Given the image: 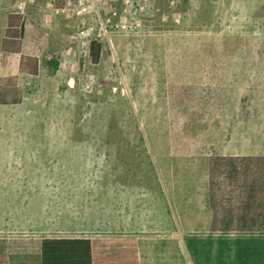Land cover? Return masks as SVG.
Instances as JSON below:
<instances>
[{"label": "rangeland", "instance_id": "obj_1", "mask_svg": "<svg viewBox=\"0 0 264 264\" xmlns=\"http://www.w3.org/2000/svg\"><path fill=\"white\" fill-rule=\"evenodd\" d=\"M9 14L25 20L18 52ZM0 32V78L24 91L0 106L9 264L51 237L135 239L141 264H197L188 241L221 235L212 205L242 193L221 158L264 157V0H0Z\"/></svg>", "mask_w": 264, "mask_h": 264}, {"label": "trees", "instance_id": "obj_2", "mask_svg": "<svg viewBox=\"0 0 264 264\" xmlns=\"http://www.w3.org/2000/svg\"><path fill=\"white\" fill-rule=\"evenodd\" d=\"M25 35V20L21 14H9L6 40L17 46ZM1 38V32H0ZM103 44L90 43L92 61L101 60ZM36 65V64H35ZM37 65L35 66V72ZM264 82V79H263ZM264 85V83H263ZM24 101L19 77L0 78V106H18ZM225 174L233 182H241L242 193L236 204L217 209L212 205L214 221L211 231L218 237L192 238L188 248L197 264H264V157L221 158ZM260 170L257 169V163ZM213 163V169H215ZM214 179L211 180V199H217ZM233 233L239 234L237 236ZM240 234H248L241 236ZM36 264H141L135 239L51 237L42 238ZM27 262L25 264H33ZM0 264H9L4 249H0Z\"/></svg>", "mask_w": 264, "mask_h": 264}]
</instances>
